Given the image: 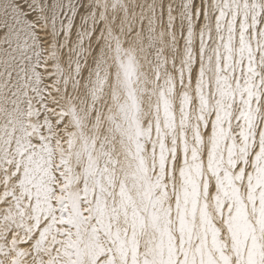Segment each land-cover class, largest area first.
<instances>
[{
	"label": "snow or ice",
	"instance_id": "1",
	"mask_svg": "<svg viewBox=\"0 0 264 264\" xmlns=\"http://www.w3.org/2000/svg\"><path fill=\"white\" fill-rule=\"evenodd\" d=\"M0 264H264V0H0Z\"/></svg>",
	"mask_w": 264,
	"mask_h": 264
}]
</instances>
